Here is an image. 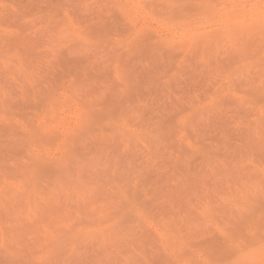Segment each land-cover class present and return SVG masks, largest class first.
<instances>
[{"label":"rangeland","instance_id":"rangeland-1","mask_svg":"<svg viewBox=\"0 0 264 264\" xmlns=\"http://www.w3.org/2000/svg\"><path fill=\"white\" fill-rule=\"evenodd\" d=\"M0 264H264V0H0Z\"/></svg>","mask_w":264,"mask_h":264}]
</instances>
